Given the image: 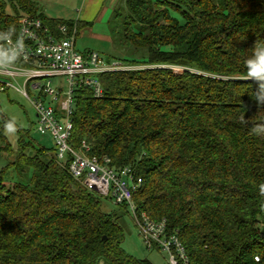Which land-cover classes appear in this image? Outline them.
I'll return each instance as SVG.
<instances>
[{
	"label": "trees",
	"instance_id": "1",
	"mask_svg": "<svg viewBox=\"0 0 264 264\" xmlns=\"http://www.w3.org/2000/svg\"><path fill=\"white\" fill-rule=\"evenodd\" d=\"M26 14L57 34L74 22L34 0H0L6 62L27 65L4 56L5 34L17 38ZM109 28L122 60L140 68L100 74L101 98L76 88L70 144L135 171L138 211L167 220L189 264H264V89L246 65L264 45V0H122ZM101 197L55 147L20 145L0 171V264H150L122 248L121 220Z\"/></svg>",
	"mask_w": 264,
	"mask_h": 264
},
{
	"label": "built area",
	"instance_id": "2",
	"mask_svg": "<svg viewBox=\"0 0 264 264\" xmlns=\"http://www.w3.org/2000/svg\"><path fill=\"white\" fill-rule=\"evenodd\" d=\"M18 23L17 38L5 34L4 56L20 59L27 65L0 59V93L14 88L29 99L36 112V128L42 134L51 135L57 161L68 165L72 177L88 190L116 205H125L148 249L165 253L168 264H189L185 246L177 232L168 231L167 220H154L146 212L138 211L134 195L142 179L135 171L129 166L112 167L109 157L89 156L90 148L84 141L78 149L70 144L76 88L84 87L94 97L101 98L104 91L100 74L133 67L119 60L108 61L95 50H78L76 22L61 24L58 34L38 16L22 15ZM52 78H63L64 83L53 87ZM19 79L23 80L22 86ZM29 85L38 92L37 98L30 97Z\"/></svg>",
	"mask_w": 264,
	"mask_h": 264
},
{
	"label": "rangeland",
	"instance_id": "3",
	"mask_svg": "<svg viewBox=\"0 0 264 264\" xmlns=\"http://www.w3.org/2000/svg\"><path fill=\"white\" fill-rule=\"evenodd\" d=\"M121 1L122 0H119V3H121ZM107 2L108 0L106 3ZM83 3L84 0H52L51 9L48 10V13L54 17L76 18ZM87 5L88 3L86 6ZM39 6L42 9L43 6L41 4ZM8 12L11 13V10L8 9ZM95 34L96 31L93 29H82L81 36L77 40L78 46L80 48H85L87 43H91L99 50L102 49L105 51L108 49L110 52L105 51V55L117 57V60L128 66V64L122 60L123 56L127 57L124 48L118 45L111 33H109V39L99 38ZM132 67V69L140 68V66ZM174 68L177 71L182 69L180 67ZM62 79L52 78V86L55 87L56 84L60 82L64 83ZM19 84L21 86L23 85L22 79H19ZM27 90L31 98H37L38 92L33 90L31 85H29ZM0 107V131L2 127H4L3 117L11 120L4 128L6 140L0 136V171L17 159L20 145H23L25 142H32L37 148L44 147L53 152L54 141L51 135L49 133L42 134L37 130L35 109L23 93L14 88H11L8 92L0 93ZM8 145L10 147L6 149ZM31 149L32 148L26 149V153L30 155L32 152ZM31 174L32 171L30 169L27 170L25 179L29 178ZM6 179L9 181H15L17 179L15 169L11 167L7 169ZM101 206L104 212H114L120 218V223L125 232V238L121 246L127 253L140 260H147L150 264H168L165 253L157 249L147 248L128 208L125 209L120 205H116L106 197H101Z\"/></svg>",
	"mask_w": 264,
	"mask_h": 264
},
{
	"label": "crops",
	"instance_id": "4",
	"mask_svg": "<svg viewBox=\"0 0 264 264\" xmlns=\"http://www.w3.org/2000/svg\"><path fill=\"white\" fill-rule=\"evenodd\" d=\"M106 1L107 0H84L81 10H79L78 16L76 18H63L58 16L54 17L51 14H49L48 10L51 9L50 6L52 0H39L37 1V3L43 6L42 9L40 8L41 11L50 18L72 20L76 23L77 21H80L81 23H83L82 27L78 31L77 39H76V47L78 50L80 51L95 50L99 52L105 59L111 58V60H117V57H114L112 55H105L106 54L105 51H109L108 49H106L105 51H103L102 49L99 50L91 43H87V45H85V48H80L78 46V41H77L78 38L81 36V30L84 28L93 29L94 31H96L95 35L99 38L109 39V33H110L109 20L113 14L114 9L119 4V0H108L107 3ZM87 3L88 5L86 6Z\"/></svg>",
	"mask_w": 264,
	"mask_h": 264
},
{
	"label": "clouds",
	"instance_id": "5",
	"mask_svg": "<svg viewBox=\"0 0 264 264\" xmlns=\"http://www.w3.org/2000/svg\"><path fill=\"white\" fill-rule=\"evenodd\" d=\"M248 75L259 82L261 89H264V45H257L253 56L246 61ZM260 101L261 96H257Z\"/></svg>",
	"mask_w": 264,
	"mask_h": 264
},
{
	"label": "water",
	"instance_id": "6",
	"mask_svg": "<svg viewBox=\"0 0 264 264\" xmlns=\"http://www.w3.org/2000/svg\"><path fill=\"white\" fill-rule=\"evenodd\" d=\"M105 238V237H104Z\"/></svg>",
	"mask_w": 264,
	"mask_h": 264
}]
</instances>
